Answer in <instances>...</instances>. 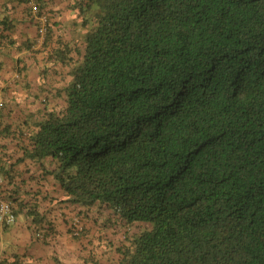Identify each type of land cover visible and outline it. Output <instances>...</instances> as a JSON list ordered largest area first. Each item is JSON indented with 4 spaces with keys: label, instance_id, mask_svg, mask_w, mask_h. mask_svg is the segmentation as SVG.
I'll return each mask as SVG.
<instances>
[{
    "label": "trees",
    "instance_id": "obj_1",
    "mask_svg": "<svg viewBox=\"0 0 264 264\" xmlns=\"http://www.w3.org/2000/svg\"><path fill=\"white\" fill-rule=\"evenodd\" d=\"M72 1L66 104L0 122V146L130 225L118 264H264V0Z\"/></svg>",
    "mask_w": 264,
    "mask_h": 264
},
{
    "label": "crops",
    "instance_id": "obj_2",
    "mask_svg": "<svg viewBox=\"0 0 264 264\" xmlns=\"http://www.w3.org/2000/svg\"><path fill=\"white\" fill-rule=\"evenodd\" d=\"M45 2L57 12L49 29L51 40L47 34L40 38L26 0H0V35L13 41L0 40V122L30 125L41 110L66 104L63 87L70 78L69 66L51 54L73 45L83 28L72 0ZM4 141L0 189L14 200L17 220L0 223V264H118L117 247L125 242L130 225L99 203L91 207L69 203L54 179L53 162L20 160L19 140L9 135ZM33 206L41 223L32 221L28 210ZM77 217L84 230L73 236L69 226Z\"/></svg>",
    "mask_w": 264,
    "mask_h": 264
},
{
    "label": "built area",
    "instance_id": "obj_3",
    "mask_svg": "<svg viewBox=\"0 0 264 264\" xmlns=\"http://www.w3.org/2000/svg\"><path fill=\"white\" fill-rule=\"evenodd\" d=\"M36 0H28L31 12L37 22V30L40 38H45L48 31L49 15L46 12H40L39 5ZM1 184V183H0ZM14 200L3 194L0 189V223L11 224L17 220V215L15 212ZM73 234H79L83 230V222L80 217H77L72 222ZM39 235V234H38Z\"/></svg>",
    "mask_w": 264,
    "mask_h": 264
},
{
    "label": "rangeland",
    "instance_id": "obj_4",
    "mask_svg": "<svg viewBox=\"0 0 264 264\" xmlns=\"http://www.w3.org/2000/svg\"><path fill=\"white\" fill-rule=\"evenodd\" d=\"M59 104H61V103H59ZM63 106H64V103H63ZM71 225V224H70ZM136 228H137V226H136ZM67 233V232H66Z\"/></svg>",
    "mask_w": 264,
    "mask_h": 264
}]
</instances>
